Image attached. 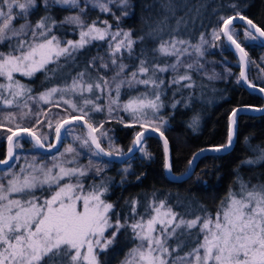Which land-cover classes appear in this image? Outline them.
<instances>
[{
  "label": "snow or ice",
  "instance_id": "obj_1",
  "mask_svg": "<svg viewBox=\"0 0 264 264\" xmlns=\"http://www.w3.org/2000/svg\"><path fill=\"white\" fill-rule=\"evenodd\" d=\"M57 6L74 9L75 13L57 21L48 14ZM245 6L238 2L229 5L233 14L220 17L213 39L223 36L235 46L241 64L237 82L255 88L246 71L252 61L238 42L233 24L237 19L244 22L245 38L251 40L264 38V28L243 14ZM90 7L110 16L112 22L99 18L88 22L85 17ZM133 7L131 0H0V108L16 110L0 120V129L6 132V149L0 159V264H111L124 234L127 251L117 264H264V182L252 184L237 172L238 188L229 189L215 215L203 210L204 215L191 219L175 212L166 200L155 197L144 206L143 213L138 211V199L126 201L129 211L122 217L116 205L105 198L109 183L103 179L96 182L95 177L112 159L126 155L115 147L104 129L105 122L112 119L125 127L138 124L143 129L136 133L128 151L139 150L148 159L151 154L144 150L142 142L149 131L159 133L164 168L172 170L168 140L161 131L167 123L160 116L165 107L162 97L172 86H176L174 96L184 88H192L191 72L204 67L199 60L208 43L203 34L197 44L170 35L152 49L154 55H147L143 49L134 55V46L145 37L133 39V33L120 26ZM41 8L45 14L33 21L31 16ZM65 25L74 26L77 39L63 38L61 29ZM148 35L152 37L153 33ZM96 41L106 42L105 55L87 58L69 80L63 75L61 58L65 63L75 62L77 53H83ZM194 53L197 59H192ZM126 57L135 62L125 63ZM37 73H43L46 80L58 81L38 97L17 78L31 79ZM168 73L171 76L166 82ZM213 78L215 75L209 77ZM140 85L144 86L142 92L138 91ZM122 89L129 90L123 103ZM133 90L135 95L131 94ZM259 91L264 93V87ZM104 99L107 104L100 103ZM37 100L53 107L67 106V116L50 118L43 110L34 112L29 101ZM179 103L175 100L171 107ZM241 110L231 112L227 142L207 150L221 152L233 146L236 117ZM105 111L108 121L93 120V113ZM117 111L127 113L131 121L125 123L123 117H115L113 113ZM24 120H31V125L25 126ZM75 123L87 130L85 135L75 137L78 147L68 145L58 156L52 155L50 163L36 155H20L22 139L28 138L36 149L50 151L61 143L62 129ZM198 123V117H194L190 127L195 129ZM44 126L54 131L56 143L46 144L48 136L39 131ZM105 141L108 150L103 146ZM247 148L254 155L242 159V166L264 163V146L248 143ZM81 150L89 154L87 165L79 163ZM204 151L201 149L188 160L185 175H190ZM130 168L129 165L123 171L128 173Z\"/></svg>",
  "mask_w": 264,
  "mask_h": 264
},
{
  "label": "trees",
  "instance_id": "obj_2",
  "mask_svg": "<svg viewBox=\"0 0 264 264\" xmlns=\"http://www.w3.org/2000/svg\"><path fill=\"white\" fill-rule=\"evenodd\" d=\"M133 4L132 14L124 18L121 22V28L124 31H131L133 39L144 36L143 41H138L134 46V55H138L143 49L147 55H154L152 49L158 47L161 39L166 40L171 36H176L185 40H190L193 44L200 41L201 34L204 38L212 36L213 30L217 29L220 23V17H226L233 14V9L229 5L233 2L245 4L241 10L249 19H252L259 27L264 28V0H131ZM75 13L74 9L65 10L60 6L49 10L57 21L65 16ZM43 8L36 11L31 19L34 21L40 15H44ZM120 13L117 12V15ZM99 18L100 20L112 18L107 14L101 13L99 9L88 10L85 19L88 22ZM72 25H65L61 29L64 39H77L78 35L73 31ZM246 26L236 23L233 25L236 38L242 47L248 53V58L252 63L247 65L248 80L264 87V45L258 38L256 40L246 39L244 29ZM162 29V30H161ZM152 32L153 36L148 34ZM222 47H213L208 45L204 49V56L200 57V63L204 66L199 71L191 72L194 86L184 88L173 95L176 86H172L165 91L162 97L165 107L161 109L160 116L167 121L161 128L169 142L170 157L174 175L186 172L188 160L203 148L218 146L227 142V133L229 127V117L231 111L239 105L264 106V97L253 91L246 90L241 82H237L239 77V62L235 53L230 49L223 36L220 38ZM106 42L96 41L90 45L83 53H77L75 62L65 63L61 58L60 64L64 67L63 75L70 80L78 70H81L83 63L87 58L106 53ZM169 60L174 57L167 58ZM192 59H197L193 55ZM125 58V63H134ZM259 65V67H257ZM55 67V65H50ZM230 70V73H229ZM183 72V69H181ZM111 75V74H109ZM215 78L209 79L210 76ZM171 73L165 74V80L170 78ZM22 83L32 89V95L38 97L46 88L54 86L58 81L56 78L49 81L45 79L43 73H37L35 77L29 79L26 77H17ZM187 83V82H185ZM129 90H121V103L127 101ZM138 91H144V86H138ZM132 95L136 91L131 92ZM85 95H88L85 93ZM179 100L176 108L171 104ZM107 104V100L100 101ZM33 111L43 110L49 113V117L59 119L65 118L67 113L62 105L53 107L37 100L35 103L29 101ZM15 109L0 108V120ZM20 113L17 112V115ZM76 114V113H73ZM115 117H123L125 123H129L131 118L123 111L113 113ZM93 120L97 123L108 121L107 112L93 113ZM194 117H198V126L194 129L190 127ZM42 118V117H41ZM25 126H30L31 120L23 121ZM55 123V121H54ZM70 127V131L68 128ZM104 129L107 130L115 147L123 152L130 149L133 145V139L137 132L142 129L139 125L125 127L117 119L105 122ZM39 131L48 137L54 138V131L42 127ZM64 143L71 144L74 147L79 146V142L74 137L83 136L86 130L79 125L68 126L66 129ZM39 134V133H38ZM6 135L4 129H0V159L3 158L6 149V141L3 139ZM235 143L228 152L209 153L200 155L195 166V171L186 180L171 181L164 168L165 153L162 142L155 136H145L143 148L151 154V158H145L144 153L139 151L132 157L122 162L110 161L107 168L100 176L95 177L96 182L101 179L108 182L109 192L106 199L116 205V211L122 217L129 209L126 201L138 199L141 207L138 209L141 213L144 206L153 197L157 200H166L173 207L175 212L185 217H194L195 215H204L203 210L215 215L220 208L221 201L226 197L230 188L237 189L236 174L245 181L252 184L264 182V163L242 166L241 161L245 157H251L254 154L248 150L247 144L253 147L256 145L264 146V113L246 114L240 113L237 118V131ZM53 138L51 140H53ZM22 149L18 150L22 157L36 155L38 159H51L53 154H42L34 148L33 143L28 138L22 139ZM103 146L108 150L107 141ZM59 151V150H58ZM79 163L87 165L89 154L86 150H81ZM96 159L95 157H91ZM106 160V159H105ZM23 159L20 163L23 164ZM131 166L132 171L125 173V167ZM137 176L141 179L137 180ZM127 234L121 235L120 243L117 245L118 255L112 259L111 264H117L118 259H123V253L127 251L125 246ZM130 246V245H128Z\"/></svg>",
  "mask_w": 264,
  "mask_h": 264
},
{
  "label": "water",
  "instance_id": "obj_3",
  "mask_svg": "<svg viewBox=\"0 0 264 264\" xmlns=\"http://www.w3.org/2000/svg\"><path fill=\"white\" fill-rule=\"evenodd\" d=\"M236 23H239V24H242V25L246 26V25L244 24V22L240 21L239 19H237L236 21H234V24H233V25H236ZM246 27H247V26H246ZM254 34L258 36V34H256V33H254ZM223 38L225 39V42H227V44L229 45L230 49H232V50L234 51L236 58L239 60V56H240V54H239V52L235 49V46H234V45H231L230 42H228L227 39H226L225 37H223ZM259 39L262 41V43H263V45H264V38H259ZM246 69H247V68H246ZM240 70H241V64H240V62H239V73H240ZM246 71H247V70H246ZM241 85H242L246 90H248V91H253V92L259 94L260 96L262 95V96L264 97V93H261V92L259 91V89H260L262 86H257V85H256L255 88H252V87H249L248 84L245 83V82H243V81H241ZM237 108H238V109H242V110L239 111V113H238V115H237V117H236V120H237L238 116L240 115V113H246V114H262V113H264V111H256V110H254V109H256V108L264 109V106L257 107V106H252V105H250V106H249V105H239V107H236V108H234V109H237ZM231 112H232V111H231ZM230 115H231V113H230ZM73 125H79V126H80V124H78V123H75V124H73ZM67 127H68V126H66L65 129H62V141H61V143L57 144V148L51 149L50 151L47 150V149H44V150L38 149V150H39L42 154H45V153H46V154H53V153H55V152L59 149V147L62 145L63 139H64L65 134H66L65 131H66ZM236 128H237V125H236ZM84 129L86 130V128H84ZM86 131H87V130H86ZM141 131H143V129H142ZM146 136H155L156 138H158V139L161 140V142H162V146H163V139L160 137L159 133H155V132H151V131H149V132L146 134ZM164 137H165V135H164ZM235 139H236V136L234 137V143H235ZM167 140H168V139H167ZM143 141H144V140H143ZM52 143H56L55 139H54V141H53ZM142 144H143V142H142ZM168 144H169V142H168ZM233 145H234V144H233ZM132 147H133V145H132ZM132 147H131V148H132ZM210 148H212V147L203 148V149H205V151L203 152L202 155L209 154V153H220V152H214V151H209V150H207V149H210ZM231 148H233V147H231ZM231 148H229V149H227V150H224V151H221V152H228V151H230ZM163 150H164V146H163ZM200 150H201V149H199L196 153L200 152ZM137 152H138V150H135V149H134L132 152H129L128 150H127V151H124V153H125L126 155H124L123 157H120V158L112 159L111 161H113V162H122L123 160L132 157V156L135 155ZM196 153H195V154H196ZM193 156H194V155H193ZM169 157H170V150H169ZM104 159L107 160L108 158L105 157ZM170 159H171V157H170ZM197 161H198V159L195 161V164L193 165V170H191L190 175H185V172L182 173V174H179V175H174L173 171H168V170H166V169H165V172H166L168 178H169L171 181L177 182V181L186 180V179H188V177H190V176L193 174V172L195 171L194 169H195V166H196ZM186 171H188V167H187V170H186Z\"/></svg>",
  "mask_w": 264,
  "mask_h": 264
},
{
  "label": "rangeland",
  "instance_id": "obj_4",
  "mask_svg": "<svg viewBox=\"0 0 264 264\" xmlns=\"http://www.w3.org/2000/svg\"><path fill=\"white\" fill-rule=\"evenodd\" d=\"M166 40H168V39H166ZM205 40H207L208 41V43L207 44H205L204 45V49H205V47H207L208 45H211V46H213V45H215L216 47H218V48H221L223 45H222V42H221V40L219 39V40H214L213 39V35L212 36H209V37H206L205 38ZM200 41H198L197 43H199ZM196 43V44H197ZM195 57H197L196 56V54L194 53L193 54ZM238 62H239V60H238ZM76 137V136H75ZM75 137H74V139H75ZM53 138V137H52ZM51 137H48V140L46 141V144L47 143H52L53 141H54V139H55V134H54V138H53V140H51L52 139ZM64 140H65V138L63 139V142H62V145L59 147V151L57 150V152H56V154L55 155H59V152H63L64 151V149L68 146V145H70V143L69 144H66L65 145V143H64ZM76 141V140H75ZM45 162H48V163H50L51 162V159H48V160H45ZM81 165H84V164H81ZM126 168H128V167H125L124 169H126ZM130 171H132V169L130 168ZM202 214H205V213H202ZM209 214V213H208ZM214 216V215H213ZM191 218H193V217H185V219H191ZM157 227H159V225H157ZM193 232H194V234H195V230H193ZM195 238V235L193 236V239ZM201 239H202V237H201ZM191 247V243H189V248ZM185 250H188V249H185Z\"/></svg>",
  "mask_w": 264,
  "mask_h": 264
}]
</instances>
